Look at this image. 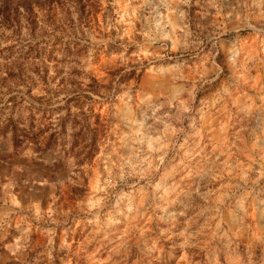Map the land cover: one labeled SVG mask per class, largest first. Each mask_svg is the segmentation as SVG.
<instances>
[{
  "label": "rangeland",
  "instance_id": "obj_1",
  "mask_svg": "<svg viewBox=\"0 0 264 264\" xmlns=\"http://www.w3.org/2000/svg\"><path fill=\"white\" fill-rule=\"evenodd\" d=\"M168 6L0 0V264H264V137L255 143L264 131V5L178 3L172 19L184 31L175 33L158 23ZM233 46L241 55L226 53ZM141 49L152 55L120 75L112 61ZM213 62L225 72H208ZM128 88L131 110L117 98ZM137 93L152 99L139 103ZM192 95L196 110L185 113L180 101L191 107ZM140 122L145 136L165 123L180 130L167 166L183 159L192 174L181 180L177 167L168 183L179 187L166 200L152 189V169L141 179L146 162L119 173L121 157L155 163L137 143ZM132 197L144 200L148 231L116 216Z\"/></svg>",
  "mask_w": 264,
  "mask_h": 264
},
{
  "label": "clouds",
  "instance_id": "obj_2",
  "mask_svg": "<svg viewBox=\"0 0 264 264\" xmlns=\"http://www.w3.org/2000/svg\"><path fill=\"white\" fill-rule=\"evenodd\" d=\"M189 0H168V7L166 8L165 12L162 13L163 19L161 21H158V23H163L164 20H167V25L170 26L173 30V33H175L177 30L179 31H184V28H181L178 24H175L172 17L176 15L177 8L172 7V5L178 4V3H188ZM254 3L257 4V6L264 5V0H254ZM261 17H264V8H260V11L258 13ZM180 17L185 16L184 11L179 12ZM186 27V26H185ZM145 36H148V33L144 34ZM222 35H226L225 33H222ZM166 39H171L170 36H166ZM127 50L125 53H120L117 55L116 59L112 61L115 63L117 68H123V72L120 73V75H125L127 73L131 72V69L127 67L130 63H136L137 61H140L142 58H147L152 55L150 51L147 49H141L140 51L137 52H132L131 54H126ZM226 53H234L235 55H241V51H236L235 47H231L226 49ZM219 56V55H218ZM227 59L231 60L232 57L227 55ZM118 62V63H117ZM205 63L207 64L208 61L206 60ZM227 65L224 67H221L220 64L213 62L212 63V69L207 68V71L219 69L222 73L225 72V68ZM147 71H150L153 73V75H156L157 73L160 74V69H155V68H149ZM167 71V70H166ZM119 79V76L117 77ZM132 79H135L133 76ZM219 76H214L212 83H215L217 80H219ZM215 94V93H214ZM118 100L120 103L124 106L125 109L131 110L133 101H134V96L132 95L131 88H128L127 90H124L118 94ZM136 100L139 101V103H143L145 100H151L152 96L149 93L148 95L141 96L139 93H137ZM198 100L195 95H192L191 97V107L188 106V104L185 101H180L181 107L183 112L185 113H193L195 109V106L198 104ZM215 107V105H213ZM160 107L158 106L156 111H159ZM201 112V119H204L203 116V109H199ZM155 114V113H154ZM160 117H157V120H159ZM133 123H136L133 121ZM143 122H140L139 128L136 130V135L140 136L141 139L137 141V143H140L145 146L146 151L150 154H155V163L149 156H145L144 160L140 161L139 163H133L131 157H121L120 160L122 163H118L119 167V173L121 177H123L124 174V169L125 167L132 168L133 170L137 169L140 167L141 164L147 163V169H143L141 172V179L144 178L143 172H146L148 169H152L157 175L153 177L154 183L151 185L153 191L155 192H162L161 199L166 200L168 197H170L173 193L176 192L177 188L179 187L178 184L175 183H168V180L172 178L173 173H175L176 168L179 167L180 165H183L181 168V174H180V179L183 180L186 176H191L192 170L189 168L188 164L184 162L183 159L178 161V164L173 166L172 168H168L167 166V160H168V149L170 146V140L169 137H174L178 131L177 128H175L172 124L170 123H165L164 128L162 132L159 135H148L145 136L142 129H143ZM221 130H223V127H220ZM239 131V130H237ZM195 135L200 136V130H197ZM264 137V131L261 132L260 136L257 137V140L255 143H260L261 138ZM187 143L185 140L180 147H183V144ZM202 150V149H201ZM261 151L264 152V147L261 148ZM185 157L192 158L190 152H185L184 153ZM196 155H199V153H196ZM73 160H76V157L73 156ZM226 163V162H225ZM81 170H83V163L79 165ZM129 195V194H126ZM123 200V197L120 198ZM135 201V202H134ZM144 206V200L141 198L139 201H136L134 197L131 199H128L127 204L125 205L123 210H119L116 213V216L118 217H123L125 220L129 222V224H132V221H135L137 224L143 225L145 231H148V224H147V217L146 213L141 211V208ZM161 212L166 211L167 208L166 206L160 209ZM218 211V210H217ZM183 215V213H181ZM162 219L163 217H158ZM216 217H212V219H215ZM113 224L114 225H120L121 220L120 219H113ZM135 227V225H132ZM164 234V231L161 230V235ZM193 235V233L189 234ZM192 247H196L197 245H191Z\"/></svg>",
  "mask_w": 264,
  "mask_h": 264
}]
</instances>
